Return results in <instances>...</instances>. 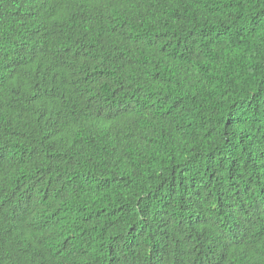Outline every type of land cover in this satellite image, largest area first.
Wrapping results in <instances>:
<instances>
[{"label": "trees", "instance_id": "16d2710c", "mask_svg": "<svg viewBox=\"0 0 264 264\" xmlns=\"http://www.w3.org/2000/svg\"><path fill=\"white\" fill-rule=\"evenodd\" d=\"M0 264H264V0H0Z\"/></svg>", "mask_w": 264, "mask_h": 264}, {"label": "snow or ice", "instance_id": "6c2138e0", "mask_svg": "<svg viewBox=\"0 0 264 264\" xmlns=\"http://www.w3.org/2000/svg\"><path fill=\"white\" fill-rule=\"evenodd\" d=\"M93 2L100 3L103 2V0H93Z\"/></svg>", "mask_w": 264, "mask_h": 264}]
</instances>
